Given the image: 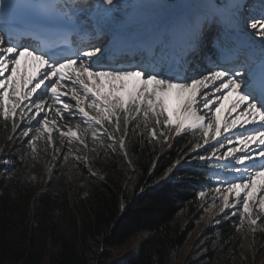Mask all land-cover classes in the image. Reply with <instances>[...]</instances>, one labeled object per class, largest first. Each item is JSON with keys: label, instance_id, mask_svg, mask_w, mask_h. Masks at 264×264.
I'll use <instances>...</instances> for the list:
<instances>
[{"label": "snow or ice", "instance_id": "obj_1", "mask_svg": "<svg viewBox=\"0 0 264 264\" xmlns=\"http://www.w3.org/2000/svg\"><path fill=\"white\" fill-rule=\"evenodd\" d=\"M12 7V0H0V17ZM26 7L34 16L31 24L15 33L0 30V119L11 121L13 132L20 129L28 137L34 158L40 140L53 147V159L74 156L86 162L88 157L78 155L80 148L72 145L87 149L89 134L104 155L119 149L127 157L133 136L141 145L145 137L155 145L188 133L195 142L189 141L184 156L160 179L191 157L210 171L212 186L203 187L198 197L211 195L212 203L204 210L215 212L216 223L222 214L236 217L237 228L247 222L253 233L264 227L258 224L264 221V0L258 12L245 0L175 5L189 11L160 28L159 41L177 29L183 32L178 72L163 55L136 64L107 58L100 40L103 29L86 26L81 15L95 13L118 24L127 7L122 0H32ZM210 24L219 26L214 42L221 54L202 68L189 67ZM253 36L261 38L258 55ZM112 38L121 36L113 32ZM53 112L57 119L49 118ZM65 117L77 121L75 126L61 123ZM54 134L62 138L61 147L54 146ZM8 140L13 142V137ZM91 151L100 155L96 147ZM5 173L11 176L8 169Z\"/></svg>", "mask_w": 264, "mask_h": 264}, {"label": "trees", "instance_id": "obj_2", "mask_svg": "<svg viewBox=\"0 0 264 264\" xmlns=\"http://www.w3.org/2000/svg\"><path fill=\"white\" fill-rule=\"evenodd\" d=\"M189 141L195 142L184 133L166 148L167 143L149 144L146 137L141 145L133 136L127 157L119 149L111 152L109 170L87 194L40 191L34 207L32 190L13 180L0 192V264H92L84 251L89 238L117 246L143 232L147 234L138 250L112 264H169L202 212L198 192L210 186L201 163L179 165L170 177L160 179L184 156ZM122 166L132 172L129 186ZM234 222H225L224 235L233 234Z\"/></svg>", "mask_w": 264, "mask_h": 264}, {"label": "rangeland", "instance_id": "obj_3", "mask_svg": "<svg viewBox=\"0 0 264 264\" xmlns=\"http://www.w3.org/2000/svg\"><path fill=\"white\" fill-rule=\"evenodd\" d=\"M208 1L210 2L208 5L217 2V0ZM254 1L249 0L248 5L258 12L259 6L253 5ZM256 1L260 3V0ZM169 2L175 6L187 3V0H169ZM121 32L122 34L126 33ZM205 50L207 49L205 48ZM214 56L217 57V55ZM195 59H198L197 56ZM205 65L206 63L202 62L200 67L197 68H202ZM6 124L7 127H5ZM9 136L13 137V142H9ZM61 139L58 134L53 135L55 147H61V144H59ZM171 139L170 137L166 148L171 145ZM27 140L28 137L23 136L20 129L13 132L11 121L6 122L0 119V150H2L0 151V192L10 187L13 180L18 181L19 187H28V190H32V207H34L36 195L40 191L50 192L53 195H66V190L70 192L81 190L83 194H87L89 188L95 184L98 178L103 177L109 170L110 162L108 158L111 151L108 152V155H104L103 149H100L98 144L94 145L92 143L90 134L87 140V149L75 142L72 145L74 148H80L78 155L83 154L88 157L86 162L83 160L77 162L74 156H70L67 161L59 156L57 159H53V147L46 146L43 140L37 141L38 152L36 158H34ZM46 147L47 151L44 150ZM93 147L97 148L100 155L91 151ZM67 149L68 145L65 140L63 151L67 153ZM199 154H203L202 151ZM195 155L197 153L192 154V156ZM183 161L189 166L201 163L191 157H186ZM5 169H8L11 173L10 177L6 176ZM89 169L94 175L90 173ZM122 170L125 172L126 184L129 186L132 172L127 166H122ZM211 203L210 194L206 195L203 200L200 198L202 212L197 219L196 226L189 233L185 243L172 253L169 264H196L199 262L208 264H264V227L258 228L253 233L251 231L252 226L245 222L239 228L234 227L233 234L230 236H227L226 233L224 235L223 229L226 227V221L236 220L237 224L239 221L236 217L225 218L221 214L217 217L219 223H216L214 219L215 212L204 210ZM258 224H264V221L258 222ZM146 234V232L138 233L125 243L117 246L107 245L101 237L89 238L85 243L84 251L92 264H112L128 254L135 253Z\"/></svg>", "mask_w": 264, "mask_h": 264}, {"label": "bare ground", "instance_id": "obj_4", "mask_svg": "<svg viewBox=\"0 0 264 264\" xmlns=\"http://www.w3.org/2000/svg\"><path fill=\"white\" fill-rule=\"evenodd\" d=\"M248 1L249 0H245V3L247 2V4H248ZM80 2L85 4V3L93 2V0H80ZM122 3L125 4L127 7L122 9V11L120 12V17H121L120 23L117 24L111 20H107V19L104 20L105 23H109L108 25L110 27H112L111 28L112 31L117 30L120 32L124 31L126 33H132V32H136V31H143L146 29V30H150L153 35H156L158 40H159V29L165 25L173 24L178 19V17L181 16L182 14H184V12H186V10H187V9L177 8V7L173 6L174 4L171 5L169 0H122ZM187 3L208 5V3H210V2L208 0H187ZM160 4L168 5L169 7H153V5H160ZM253 5L260 6V3H258L255 0L253 2ZM95 17L98 18L100 16L97 14H91L90 15L88 12H84L81 15V18L84 21L88 20V21L92 22L93 19H95ZM155 21H157L159 23L158 26L156 25ZM214 29H215V25H211V24L208 25V27L205 29L207 39L211 38L210 33L212 34L214 32ZM248 31H251V30H248ZM174 33H175V35H174L173 39L177 42L182 41L183 32L181 30L177 29V31ZM121 34H122V32H121ZM251 40L254 42L253 43V50L254 51L259 50L260 44H261V38L259 36H253L251 38ZM245 42H247V43L249 42L247 40V38L244 41V43ZM182 46H183V44H181V47ZM215 48L216 47L214 46L212 48V50L214 51ZM212 50H210V51L213 52ZM211 52H210V54L209 53H203L201 50L200 55L202 57H204L205 59H209V60L211 59V61H212V53ZM218 55H219V51H218ZM170 58L173 59L174 57L171 56ZM109 60H120L121 61V59H117V58L109 59ZM125 63H126V61H125ZM168 64L172 68L173 71L178 72L180 70V67L175 66L174 63H168ZM194 65H195V63H194ZM66 100H67V102L74 104V101H72L71 99L66 98ZM49 118L50 119H57L54 112L50 115ZM58 122H61V121H58ZM61 123H70V126L74 127L75 124L77 123V121H75V120L69 121L68 118L65 117V120L62 121Z\"/></svg>", "mask_w": 264, "mask_h": 264}]
</instances>
